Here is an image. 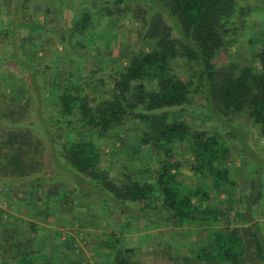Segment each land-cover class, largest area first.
Returning <instances> with one entry per match:
<instances>
[{"label": "trees", "instance_id": "1", "mask_svg": "<svg viewBox=\"0 0 264 264\" xmlns=\"http://www.w3.org/2000/svg\"><path fill=\"white\" fill-rule=\"evenodd\" d=\"M90 1L63 28L51 0H0V65L13 62L30 81L20 89L16 73H0V188L8 201L0 205V264H91L73 235L62 240L63 232L50 227L57 214L62 226L76 220L83 207L77 220L87 228L99 225L100 212L108 215L96 245L105 261L98 264H141L123 238L135 226L196 229L192 254H172L170 242L163 248L177 264H264V224L254 214L264 196L263 181L257 184L264 160L257 155L252 190L238 197L228 141L236 138L250 153L244 121L264 140V28L250 40L247 59L223 57L252 6L243 0H145L146 8L142 0ZM130 16L140 20L139 45L106 69L99 63L102 49L89 47L87 38L102 21ZM52 35L65 53L45 62L42 50L53 45ZM70 50L86 54L92 66L58 81L53 66ZM191 109L211 114L225 133L180 116ZM133 124L155 163L114 177L102 166V140ZM62 166L91 184L89 193L78 183L70 187L59 176ZM185 171L202 183L188 187ZM83 194L86 206L76 202ZM19 206L27 208L25 216L10 212Z\"/></svg>", "mask_w": 264, "mask_h": 264}, {"label": "rangeland", "instance_id": "2", "mask_svg": "<svg viewBox=\"0 0 264 264\" xmlns=\"http://www.w3.org/2000/svg\"><path fill=\"white\" fill-rule=\"evenodd\" d=\"M243 1L252 6V13L247 19L246 28L238 36L236 44L231 48L229 53L223 55L227 61L230 57L228 54L230 53L238 54L242 61L247 59L252 50L250 40L258 30L264 28V0ZM51 3L61 9L59 23L63 28H66L71 23L74 11L80 7L90 6L91 1L51 0ZM140 5L142 8H146L145 0H142ZM139 26L140 20L132 16L126 17V19L119 18L117 21L114 18H110L106 21H102L97 28L92 30L86 42L89 47H100L102 49L103 56L105 57L103 58L102 56V59H99V63L104 66V68L110 70V68H113L115 65L113 57L129 55V53L139 45ZM26 31L28 33L27 29L25 32ZM33 33L36 36L35 40L37 43H44L43 37L35 31H33ZM51 41L53 44L51 46L52 48L45 47V49L42 50L43 58H46L44 59V61L46 60L45 62L54 60L56 55L59 54L58 52H64L66 49V47L60 43L57 36L53 37ZM66 54L63 55L64 57H62L59 66H53L52 74L58 81L62 80V77L68 76L70 71H74V79H76L87 71V67L92 66L90 62L87 61V55L82 52L70 50L69 53ZM0 73H16L20 79L18 81L20 89H27L30 85L28 79H21L23 76L16 72L13 62H10L7 65H0ZM45 92L47 98L46 106L52 111L54 107V100L51 97L52 91L46 90ZM33 106L34 108L37 106L35 99H33ZM179 114L194 125L220 130L222 133H225L223 125L220 122H217L211 114L195 111L193 109ZM34 118V113H32V119ZM242 125L245 131H251L246 137V140L249 143V147L247 148L250 151L249 154L243 150V145L240 144V141L236 140V138L228 137L232 149L229 166H231L232 169V176L238 183V197L251 192V182L256 177L254 171L256 170L257 160L260 158H263L264 160V140L260 138L257 128L249 121H244ZM139 137L140 131L137 130V126H134L133 124L114 132L110 138L102 140L104 150L102 166L111 171V174L114 177L122 178L129 173L140 174L146 166V163L149 164L151 162V164L154 165L155 159L150 155L149 151L140 144ZM258 154H260V158L257 156ZM261 164L263 165V168H261V170L263 169V172L261 171L259 177H262V179L259 180L257 184L260 181H263L264 183V161ZM50 170L52 173L58 172V167L54 162L50 164ZM59 170V176L65 177L64 180L70 187L74 186L75 183H78L83 191L90 187V190L92 189L91 184L87 182L84 183L79 174L72 171L70 168L62 166ZM182 178L186 181L188 187H195L202 183L190 171H185ZM86 191L88 192V190ZM87 201V194L80 195L76 198V202L84 206L88 204ZM7 202L6 195L0 188V205L7 207ZM96 203L91 204L93 208L97 206ZM10 210L11 213L22 216H25L26 213H28V210L25 207L19 209L11 208ZM81 210L75 211V216L77 215V218L78 216H85L86 207H83ZM254 214L257 219L261 220L264 224V196L260 203L254 206ZM58 215L59 214L53 218L50 227L63 232L61 236L62 240L65 239L67 235H73L77 240L76 244L78 248L83 252L85 263L90 262L91 264H98L97 261L104 262L105 259H101L98 252H96V245L102 232L105 231L104 224L106 223L108 215H106L105 212L102 214L100 212L97 221L99 225L89 228L80 224L77 218L76 220L72 219V222L65 221L66 225L62 226L59 224L61 222V217ZM135 228L137 227L135 226ZM135 228H131L127 233L125 231L123 238L125 242L128 241L131 246L136 248L141 264H177L175 263L176 260H172L168 254L164 252L163 248H165L168 242L171 243L172 249H170V251L174 255H190L194 252L196 245L195 239L198 232H196V229L193 227L158 228L156 226H149L140 230ZM154 251H159V253H152Z\"/></svg>", "mask_w": 264, "mask_h": 264}]
</instances>
